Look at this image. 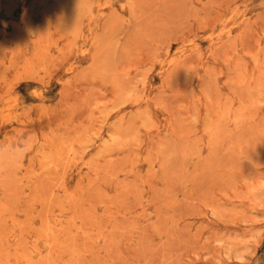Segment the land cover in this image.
<instances>
[{"label":"rangeland","instance_id":"374dc122","mask_svg":"<svg viewBox=\"0 0 264 264\" xmlns=\"http://www.w3.org/2000/svg\"><path fill=\"white\" fill-rule=\"evenodd\" d=\"M0 264H264V0H0Z\"/></svg>","mask_w":264,"mask_h":264},{"label":"clouds","instance_id":"9594fccd","mask_svg":"<svg viewBox=\"0 0 264 264\" xmlns=\"http://www.w3.org/2000/svg\"><path fill=\"white\" fill-rule=\"evenodd\" d=\"M31 150V140L27 137L17 140L11 145L0 144V167L16 168Z\"/></svg>","mask_w":264,"mask_h":264}]
</instances>
